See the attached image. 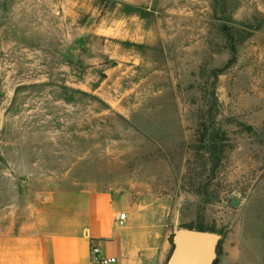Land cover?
Listing matches in <instances>:
<instances>
[{"label":"rangeland","instance_id":"1","mask_svg":"<svg viewBox=\"0 0 264 264\" xmlns=\"http://www.w3.org/2000/svg\"><path fill=\"white\" fill-rule=\"evenodd\" d=\"M105 191L264 264V0H0V232Z\"/></svg>","mask_w":264,"mask_h":264},{"label":"crops","instance_id":"2","mask_svg":"<svg viewBox=\"0 0 264 264\" xmlns=\"http://www.w3.org/2000/svg\"><path fill=\"white\" fill-rule=\"evenodd\" d=\"M69 203L63 215L57 210L54 220L35 207L30 223L0 232V264H95L92 246L100 248L101 256L116 258V264H167L169 242L160 252L155 244L168 229V215L150 203L108 191L82 193ZM123 211L128 221L121 225L117 220ZM242 262L233 253L221 264Z\"/></svg>","mask_w":264,"mask_h":264},{"label":"water","instance_id":"3","mask_svg":"<svg viewBox=\"0 0 264 264\" xmlns=\"http://www.w3.org/2000/svg\"><path fill=\"white\" fill-rule=\"evenodd\" d=\"M232 205L237 206L238 201L233 200ZM221 240L219 233L181 228L178 214L167 264H214Z\"/></svg>","mask_w":264,"mask_h":264},{"label":"built area","instance_id":"4","mask_svg":"<svg viewBox=\"0 0 264 264\" xmlns=\"http://www.w3.org/2000/svg\"><path fill=\"white\" fill-rule=\"evenodd\" d=\"M121 225L125 224L128 221V215L127 212H121L118 216L117 220ZM91 255L93 258V262L95 264H116L117 259L116 258H105L101 256V250L97 246H92L91 248Z\"/></svg>","mask_w":264,"mask_h":264},{"label":"trees","instance_id":"5","mask_svg":"<svg viewBox=\"0 0 264 264\" xmlns=\"http://www.w3.org/2000/svg\"><path fill=\"white\" fill-rule=\"evenodd\" d=\"M181 228H185V229H197V230H201V231H210V232H215V233H218L216 230L214 229H204L202 227H193V226H183L181 225L180 226Z\"/></svg>","mask_w":264,"mask_h":264}]
</instances>
